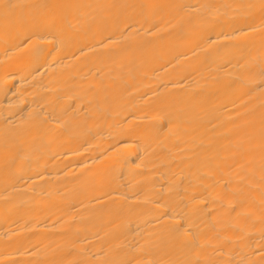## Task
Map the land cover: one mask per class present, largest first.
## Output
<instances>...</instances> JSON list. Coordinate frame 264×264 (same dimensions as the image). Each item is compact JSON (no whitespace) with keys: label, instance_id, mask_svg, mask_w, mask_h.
<instances>
[{"label":"bare ground","instance_id":"bare-ground-1","mask_svg":"<svg viewBox=\"0 0 264 264\" xmlns=\"http://www.w3.org/2000/svg\"><path fill=\"white\" fill-rule=\"evenodd\" d=\"M0 264H264V0H0Z\"/></svg>","mask_w":264,"mask_h":264}]
</instances>
